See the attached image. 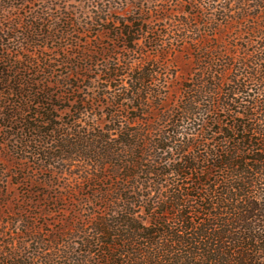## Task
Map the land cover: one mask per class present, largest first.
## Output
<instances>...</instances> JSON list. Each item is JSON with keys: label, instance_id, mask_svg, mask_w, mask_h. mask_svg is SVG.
Masks as SVG:
<instances>
[{"label": "trees", "instance_id": "16d2710c", "mask_svg": "<svg viewBox=\"0 0 264 264\" xmlns=\"http://www.w3.org/2000/svg\"><path fill=\"white\" fill-rule=\"evenodd\" d=\"M191 15L177 28L178 40L199 35L192 27L197 15ZM223 17L225 22H212L203 12L200 18L214 33L225 24V50L212 46L204 58V68L219 66L211 75L215 80H189L170 106L167 80L158 85L152 80L157 73L152 65L161 63L149 62L128 85L115 84L105 96L116 107L107 112L106 124L84 127L80 117L59 122L54 111L68 108L56 106L48 83L31 78L11 83L13 75L1 76L8 68L0 69L5 78L0 94L21 96L15 106L1 96L11 108L4 117L36 105L34 122L23 129L30 137L58 133L50 142L59 154L49 148L37 153L81 160L83 192L77 200L69 197L76 204L72 210L88 215L72 219L79 239L72 244V264H264V0H225ZM26 30L32 39V32H42L32 25ZM127 32L130 26L122 34ZM242 33L259 39L239 46L234 39ZM110 70L114 67L106 68L107 79L118 80ZM70 110L80 114L86 108ZM56 237L49 242L58 243ZM4 253L0 264H47L35 261V253Z\"/></svg>", "mask_w": 264, "mask_h": 264}, {"label": "rangeland", "instance_id": "374dc122", "mask_svg": "<svg viewBox=\"0 0 264 264\" xmlns=\"http://www.w3.org/2000/svg\"><path fill=\"white\" fill-rule=\"evenodd\" d=\"M203 12L212 22L224 21L225 0H0V69L8 68L1 76H16L8 80L11 83L29 78L45 81L56 92V106L68 108L54 111L59 115L57 120L67 123L80 117L81 126L88 127L109 121L107 112L116 107L105 96L115 84L128 85L136 69L158 60V67L152 65L157 72L152 80L157 85L167 80L172 106L189 80H215L211 75L220 70L219 66L204 68V58L212 46L225 50V24L212 32L201 24ZM191 14L197 15L192 27L196 26L199 35L178 40L177 28L183 27L181 22L190 20ZM31 25L42 28V32H32L33 39L27 38L26 27ZM128 26L130 32L122 34ZM258 39L242 33L234 40L243 47ZM23 66L31 67L34 73H27ZM107 67H114L110 74L118 80L107 79ZM85 85L90 87L84 92ZM59 93L63 99L57 97L61 98ZM2 95L14 106L21 102V96L0 94V256L6 260L4 252L25 257L35 253L39 255L35 261L72 264V244L79 240L72 231V219L88 215L85 210H72L76 204L69 197L77 200L83 192V184L79 185L81 160L64 162L39 155V149L48 148L59 154L50 142L58 133L30 137L23 128L34 122L36 115L32 113L37 106L30 105L31 111L18 114V118H5L11 108H6ZM72 106L86 110L78 114L70 110ZM37 139H42V144ZM54 236L58 243L51 244Z\"/></svg>", "mask_w": 264, "mask_h": 264}]
</instances>
